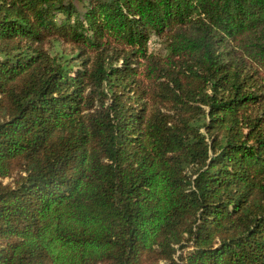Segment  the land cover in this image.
<instances>
[{
	"label": "trees",
	"instance_id": "16d2710c",
	"mask_svg": "<svg viewBox=\"0 0 264 264\" xmlns=\"http://www.w3.org/2000/svg\"><path fill=\"white\" fill-rule=\"evenodd\" d=\"M0 264H264V0H0Z\"/></svg>",
	"mask_w": 264,
	"mask_h": 264
},
{
	"label": "rangeland",
	"instance_id": "374dc122",
	"mask_svg": "<svg viewBox=\"0 0 264 264\" xmlns=\"http://www.w3.org/2000/svg\"><path fill=\"white\" fill-rule=\"evenodd\" d=\"M149 46L152 49H154V48L158 47V43L157 42H154V40L152 39V40L149 41Z\"/></svg>",
	"mask_w": 264,
	"mask_h": 264
}]
</instances>
